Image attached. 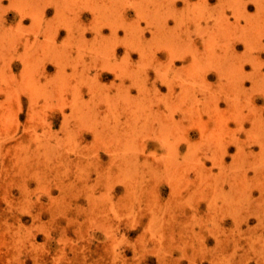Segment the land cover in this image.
<instances>
[{"label":"rangeland","instance_id":"374dc122","mask_svg":"<svg viewBox=\"0 0 264 264\" xmlns=\"http://www.w3.org/2000/svg\"><path fill=\"white\" fill-rule=\"evenodd\" d=\"M0 264H264V0H0Z\"/></svg>","mask_w":264,"mask_h":264}]
</instances>
